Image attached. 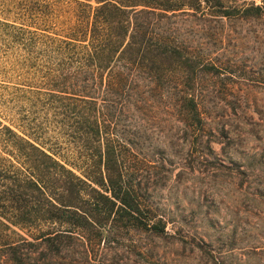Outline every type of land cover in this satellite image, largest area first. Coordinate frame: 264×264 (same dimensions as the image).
I'll list each match as a JSON object with an SVG mask.
<instances>
[{
    "label": "trees",
    "instance_id": "trees-1",
    "mask_svg": "<svg viewBox=\"0 0 264 264\" xmlns=\"http://www.w3.org/2000/svg\"><path fill=\"white\" fill-rule=\"evenodd\" d=\"M17 101L37 115L0 117V264H168L171 175L264 170V0H0Z\"/></svg>",
    "mask_w": 264,
    "mask_h": 264
},
{
    "label": "rangeland",
    "instance_id": "rangeland-1",
    "mask_svg": "<svg viewBox=\"0 0 264 264\" xmlns=\"http://www.w3.org/2000/svg\"><path fill=\"white\" fill-rule=\"evenodd\" d=\"M25 106L0 105L2 121L27 125L24 119L36 116L37 107ZM50 134L36 132L45 143H51ZM257 145L256 139L247 141L248 147ZM155 199L166 213L165 229L185 230L184 242L163 246L168 264H264V170L251 173L231 162L203 172L182 170Z\"/></svg>",
    "mask_w": 264,
    "mask_h": 264
}]
</instances>
